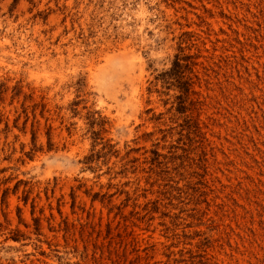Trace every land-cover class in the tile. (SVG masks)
Segmentation results:
<instances>
[{
    "label": "rangeland",
    "instance_id": "374dc122",
    "mask_svg": "<svg viewBox=\"0 0 264 264\" xmlns=\"http://www.w3.org/2000/svg\"><path fill=\"white\" fill-rule=\"evenodd\" d=\"M0 264H264V0H0Z\"/></svg>",
    "mask_w": 264,
    "mask_h": 264
}]
</instances>
